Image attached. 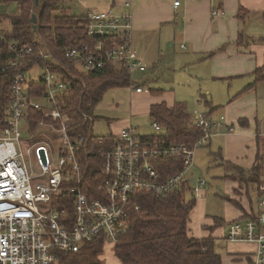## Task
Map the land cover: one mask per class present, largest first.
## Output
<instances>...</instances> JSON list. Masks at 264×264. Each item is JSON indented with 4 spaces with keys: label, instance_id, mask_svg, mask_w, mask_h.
Here are the masks:
<instances>
[{
    "label": "built area",
    "instance_id": "obj_1",
    "mask_svg": "<svg viewBox=\"0 0 264 264\" xmlns=\"http://www.w3.org/2000/svg\"><path fill=\"white\" fill-rule=\"evenodd\" d=\"M179 2L174 0V6ZM123 6L130 7V3ZM86 15L87 33L93 42L72 47L67 55L80 61L82 72L124 64L131 91H148L133 79L147 65L132 48L129 11L109 8ZM36 46L34 42L9 44L8 51L14 55L7 64L18 67ZM35 57L45 64L15 72L9 102L0 115V264H54L57 252H78L95 238L103 237L104 246L114 247L117 237L129 228V210L138 208L133 202L137 192L167 195L189 180L195 197L202 194L206 181L191 172L196 150L224 128V115L213 118L197 113L194 124L202 135L193 144L160 140L164 128L156 122L152 134H141L129 124L109 138L108 144L99 140L102 147L91 177L87 172L90 162H83L79 155L83 137H71V128L80 119L91 118L84 112L77 118L75 112L62 110L59 100L66 95V83L48 69L53 63L50 53L39 48ZM33 68L41 71L31 79L29 70ZM5 69L0 65V72ZM31 81L43 85L39 94L31 92ZM33 112L39 115L37 119ZM40 128L60 135L57 158L46 141L34 139ZM167 159L180 160L181 167L174 171L170 162L162 166ZM260 192L255 218L231 221L225 235L228 241L256 245L252 264H264V148Z\"/></svg>",
    "mask_w": 264,
    "mask_h": 264
},
{
    "label": "trees",
    "instance_id": "obj_2",
    "mask_svg": "<svg viewBox=\"0 0 264 264\" xmlns=\"http://www.w3.org/2000/svg\"><path fill=\"white\" fill-rule=\"evenodd\" d=\"M61 1L38 0L35 5L34 0H0V4L15 2L19 7L16 14H0V22L4 18L9 23L8 27L0 28V65L6 66L5 71L0 72V115L9 102L10 81L15 72L26 71L35 64H45L42 58L35 57L39 48L51 54L53 63L48 64V69L61 76L67 85L66 95L59 100L62 110L75 112L77 118L80 112L91 115L107 89L130 86V75L124 64L82 72L80 61L67 55L72 47L90 44L93 38L87 33L88 16L68 14ZM32 14L36 16L35 23L31 22ZM243 15V11L238 12L241 20ZM243 41L247 44L248 38L240 34L237 42L242 44ZM33 42L37 44L34 52L22 59L18 67L7 64L14 55L8 51L9 44L28 46ZM263 68L264 65L255 69L254 85L264 79ZM29 87L34 95L43 89L40 81H31ZM161 91L151 89L152 93ZM204 103L206 107L211 106L207 100ZM217 109L213 107L205 114L211 116ZM148 115L164 128V134L159 138L167 143L193 144L202 135L201 128L194 124V115L188 112L183 101H175L171 105L163 101L154 102L149 105ZM33 117L37 119L39 115L33 112ZM90 121L80 119L71 128V137H83L79 155L83 162H90L87 172L93 177L98 151L102 147L99 140L105 139L103 142L108 144V139L114 135H92ZM239 123L243 124V121L239 120ZM163 162L162 166L170 162L174 171L181 167L177 159ZM261 162L262 157L257 154L250 169L227 164L232 168V174L225 178L233 177L245 183L248 190H252L253 185L258 200L261 196ZM90 186L93 193V182ZM133 202L138 208L129 210V228L117 237L113 247L119 264H222L220 254L214 249L213 238H195L188 234L189 215L196 203L189 180L167 195L137 192ZM255 216L256 213H250L239 218ZM103 251L104 238H95L86 242L78 252H57L54 264H102Z\"/></svg>",
    "mask_w": 264,
    "mask_h": 264
},
{
    "label": "crops",
    "instance_id": "obj_3",
    "mask_svg": "<svg viewBox=\"0 0 264 264\" xmlns=\"http://www.w3.org/2000/svg\"><path fill=\"white\" fill-rule=\"evenodd\" d=\"M179 1L175 7L174 0H83L80 6L85 10L83 14L109 8L117 12L129 11L132 48L140 60L151 62V66L147 63L144 73L133 76L136 85L144 87L143 83L157 73L159 65L165 64L166 57L160 60L162 54L173 57L170 50L175 46V41H179L182 49V68L192 66L198 79L201 75L210 81L206 86L207 94L200 96L211 106L203 111H195V115L205 114L214 107L218 109L211 117H225L224 128L210 137L206 145L214 148L213 155L218 157V165L230 168L222 177L227 183L230 182V186L222 197L225 215L205 213V188L196 197L189 215L188 234L195 238H213L214 249L220 254L222 264H252L256 245L252 242L228 241L225 235L231 221L244 214L257 213V203L253 206L252 196L246 194V188H238L240 182L225 176L232 174V168L227 164L250 169L256 155L262 157L264 148V101L257 90L264 79L254 85V75L251 83L243 86L255 69L264 65V0ZM124 2H129L130 7L125 8ZM71 4L74 10L79 8V3L72 1ZM18 9L15 2L0 4V14H16ZM240 11H243V20L238 17ZM240 34L248 38L247 44L237 42ZM220 88L225 91H220ZM146 89V93L156 96L149 105L161 101L171 105L178 101L169 99L162 91L151 92V89L161 88ZM244 146L252 149L250 158L240 153ZM198 207L202 209L195 213ZM222 241L229 245L225 246Z\"/></svg>",
    "mask_w": 264,
    "mask_h": 264
},
{
    "label": "rangeland",
    "instance_id": "obj_4",
    "mask_svg": "<svg viewBox=\"0 0 264 264\" xmlns=\"http://www.w3.org/2000/svg\"><path fill=\"white\" fill-rule=\"evenodd\" d=\"M72 1L76 4L79 3V8L74 10L71 4ZM82 1L83 0H62L61 5L66 8L68 14L81 15L85 12L80 6V2ZM8 26V20L3 18L0 22V28H6ZM173 43L175 46L170 50L173 57L169 56L170 54H166V56L165 54L164 56L162 54L160 60H164V57H166L165 64H160L156 71L157 73L153 74V77L147 79L143 84L145 88H161L162 93L168 95V98L171 100L185 102L188 112L195 115V111H203L206 109L204 99H202L200 95L202 93L207 94L206 86L210 81H207L208 79L201 77V75L198 79L194 72V67L192 66H189V68H182V49L180 48V43L179 41ZM163 50L167 52L165 49ZM147 63L151 66V62H146L145 64L147 65ZM40 71L41 70L35 68L29 70L30 78H34L35 72ZM202 78L203 80H201ZM252 79H254V74L243 82V86L250 84ZM263 82H260L257 86L258 95L262 101H264ZM219 90L222 92L225 91L221 88ZM146 92L148 91H143L142 94L135 93L131 91L130 86L107 89L101 100L93 108L91 115H89L91 118L89 128L92 135L100 137L115 135L129 124L134 125L142 134H152L154 132L152 128L153 120L148 115V107L149 103L153 102L156 96L150 95ZM261 115L262 114L259 116ZM28 136H30V133ZM34 139H42L46 141L52 148L53 156L57 158L58 148L60 147V135L51 129L40 128L36 131ZM247 148L248 147L244 146L240 153L250 158V152L252 149L249 150L250 148ZM213 153L214 148L212 146L208 147L206 144L197 148L194 158V166L191 172L196 177H203L207 183L204 187L206 189V196L203 197L205 200V213L207 215L221 216L225 215L223 214L225 201L222 197L224 192L230 186V182L227 183L222 177L224 175L223 173L229 171L230 168L218 165L219 159L216 155H213ZM238 182L241 183L240 186L238 185V188H246V194L252 196L253 206L256 205L257 196L255 194L254 186L252 185V190H248L249 188H247L245 183L241 181ZM201 209L202 208L198 207V209L195 210V213ZM223 244L225 246L229 245L224 242ZM101 260L102 264H119L113 253V247L110 244L104 246Z\"/></svg>",
    "mask_w": 264,
    "mask_h": 264
},
{
    "label": "water",
    "instance_id": "obj_5",
    "mask_svg": "<svg viewBox=\"0 0 264 264\" xmlns=\"http://www.w3.org/2000/svg\"><path fill=\"white\" fill-rule=\"evenodd\" d=\"M35 1V5H37L38 4V0H34ZM35 21H36V16H35V14H32V16H31V22L32 23H35ZM33 26H35V25H33Z\"/></svg>",
    "mask_w": 264,
    "mask_h": 264
},
{
    "label": "bare ground",
    "instance_id": "obj_6",
    "mask_svg": "<svg viewBox=\"0 0 264 264\" xmlns=\"http://www.w3.org/2000/svg\"><path fill=\"white\" fill-rule=\"evenodd\" d=\"M131 217V216H130Z\"/></svg>",
    "mask_w": 264,
    "mask_h": 264
}]
</instances>
